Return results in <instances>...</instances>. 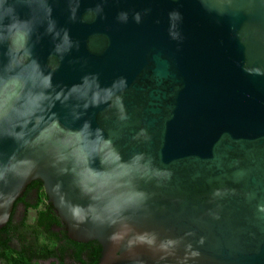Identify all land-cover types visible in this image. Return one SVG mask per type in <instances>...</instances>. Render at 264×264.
Wrapping results in <instances>:
<instances>
[{
  "label": "water",
  "instance_id": "1",
  "mask_svg": "<svg viewBox=\"0 0 264 264\" xmlns=\"http://www.w3.org/2000/svg\"><path fill=\"white\" fill-rule=\"evenodd\" d=\"M35 181L98 264H264V0H0V230Z\"/></svg>",
  "mask_w": 264,
  "mask_h": 264
},
{
  "label": "trees",
  "instance_id": "2",
  "mask_svg": "<svg viewBox=\"0 0 264 264\" xmlns=\"http://www.w3.org/2000/svg\"><path fill=\"white\" fill-rule=\"evenodd\" d=\"M34 191L37 194V203L24 202L20 197L14 206L13 213L19 201L24 202L25 211L22 220L19 224L15 225L10 221L7 225L0 230V261L4 260L8 264H33L28 258H2L6 255H11L7 243L10 239L9 234L14 233L15 236L23 240L27 238L34 239L37 246L46 249L48 255L58 254L59 252L65 253L67 249H71L69 245H76L70 242L67 238L65 226L56 214L55 209L47 201V195L44 192L43 184L41 181H35L30 184L26 192ZM40 208V210H39ZM30 209L38 210L34 224H28V211ZM60 229V230H59ZM58 230V231H57ZM43 240V241H42ZM63 242V243H61ZM78 248V258H69L72 264H98L101 258V246L96 242L88 244L76 245ZM76 254V253H75ZM85 257V258H84ZM39 261H46L54 259L59 261L60 264H66V258H37ZM37 261L35 264H39ZM52 264H56L53 262Z\"/></svg>",
  "mask_w": 264,
  "mask_h": 264
},
{
  "label": "flooded vegetation",
  "instance_id": "3",
  "mask_svg": "<svg viewBox=\"0 0 264 264\" xmlns=\"http://www.w3.org/2000/svg\"><path fill=\"white\" fill-rule=\"evenodd\" d=\"M22 198L24 199V202H30V203H37V194L34 191L26 192L23 194ZM24 202L19 201L17 204V207L15 208V211L13 213L12 219L13 223L15 225L19 224L22 220L24 211H25V205ZM40 210V208H39ZM29 224V223H28ZM33 225V224H32ZM60 230V229H59ZM67 235V229L65 227L64 229ZM58 231V230H57ZM9 241L7 243V246L9 247V252L12 253L11 255L3 256L2 258H28L35 264L37 261H39L37 258H66V264H72V261L69 258H78V248L76 245L81 244H88V243H78L75 242L69 238H67L70 242H73V244L76 245H69L71 249H67L65 253L59 252L58 254L54 255H48L46 253V249L37 246L34 239L27 238L23 240L20 237H16L14 233L9 234ZM68 237V236H67ZM43 241V240H42ZM63 243V242H61ZM76 253V254H75ZM85 258V257H84ZM53 262H56V264H60L59 261H55L54 259H49L46 261H39V264H52ZM0 264H8L5 263L4 260L0 261Z\"/></svg>",
  "mask_w": 264,
  "mask_h": 264
},
{
  "label": "rangeland",
  "instance_id": "4",
  "mask_svg": "<svg viewBox=\"0 0 264 264\" xmlns=\"http://www.w3.org/2000/svg\"><path fill=\"white\" fill-rule=\"evenodd\" d=\"M37 212L38 210H35V209H30L28 211V223L30 225L34 224L35 218L37 216Z\"/></svg>",
  "mask_w": 264,
  "mask_h": 264
}]
</instances>
